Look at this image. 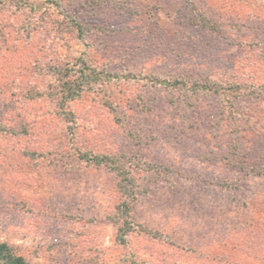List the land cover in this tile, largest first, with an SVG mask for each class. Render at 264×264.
<instances>
[{"label":"rangeland","instance_id":"374dc122","mask_svg":"<svg viewBox=\"0 0 264 264\" xmlns=\"http://www.w3.org/2000/svg\"><path fill=\"white\" fill-rule=\"evenodd\" d=\"M23 1L41 18L23 34V14L0 12V243L27 264H264L258 11L234 0H109L98 12ZM82 55L109 77L62 105V83L77 76L64 71ZM83 152L125 164L136 197Z\"/></svg>","mask_w":264,"mask_h":264},{"label":"trees","instance_id":"16d2710c","mask_svg":"<svg viewBox=\"0 0 264 264\" xmlns=\"http://www.w3.org/2000/svg\"><path fill=\"white\" fill-rule=\"evenodd\" d=\"M8 1L16 2V4L12 2L13 5L15 4L13 6L15 8L14 10L9 11V9L12 8V6ZM63 1H66V0H49L48 7H54V6L56 7ZM85 1L90 2V4L95 8V12H98L97 8L109 2V0H95V2H93V0H83V2ZM234 1H237L238 3H241V4L253 6V8H255L258 11V17L264 18V0H234ZM0 12L3 15L13 14V16L14 15L21 16L23 14L25 16V18L21 17L20 22L16 24V31H19L18 34H23V29L29 28L32 25L36 26L35 24V22L37 21L36 19H39V20L41 19L35 15L34 11L26 10L25 3L23 0H15V1L14 0H0ZM209 19H211L213 23H216L213 16L210 18L203 17V21H208ZM44 25H45L44 21L37 23V27L44 26ZM218 25H215L216 26L215 28L219 27ZM77 26H78V32L82 34L81 26L79 25ZM210 27H214V25ZM94 70H96L95 66L93 65L92 61L88 59L87 55H82L79 58L78 62L75 65H73V68H66L64 72L66 71L68 73L75 72L77 76L74 79L66 80V82L64 81L62 83V89H61L62 91L61 99L63 101L62 105L68 100H74V99L79 98L84 91L85 85L90 83V81L93 82L95 79H97L99 75H103L104 78L109 77L107 72H100L98 70H96L97 71L96 72ZM183 80H186V78L185 79L183 78ZM156 81H158L160 85H165L166 87L172 84L168 82V80H165V79H156ZM238 85H237V88L242 87V86L238 87ZM194 90L196 93H200L201 90L202 91H206V90L212 91L213 89H212V86H209L208 88L207 85L202 86V84H199V85L194 84ZM214 91L218 93L219 89L218 88L214 89ZM11 104L14 105V103H11ZM65 114L68 115L69 113L65 112ZM81 156L84 158H87V160L89 161H93L94 163H97V164L102 163V164L107 165L111 170L115 171V173L117 174V177H119V181H118L119 189L122 190L123 193H126L127 195H129L131 198L136 197L137 195L136 177L131 172V170H129V168H127L125 164H123L121 161L120 162L115 161L116 158H113L112 156H104V155L103 156L101 155L90 156L84 152L81 154ZM255 167H260V165L259 166L255 165ZM119 211L125 221L124 222L125 226L121 227L122 234L120 235V238H119L120 240L123 241L124 234L127 233L128 228L130 226L129 219H128L129 205L124 204V206L121 207ZM0 263L27 264L24 257H22L21 255H16L11 249V247L6 243H0Z\"/></svg>","mask_w":264,"mask_h":264}]
</instances>
